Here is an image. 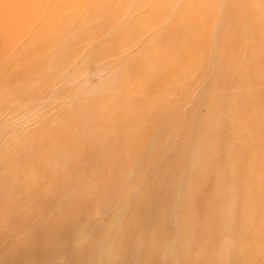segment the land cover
Instances as JSON below:
<instances>
[{"label":"rangeland","instance_id":"rangeland-1","mask_svg":"<svg viewBox=\"0 0 264 264\" xmlns=\"http://www.w3.org/2000/svg\"><path fill=\"white\" fill-rule=\"evenodd\" d=\"M203 1L195 70L150 99L149 117L94 146L88 128L59 160L52 158L59 148L75 146L74 136L61 134L75 129L73 122L66 128L63 113L83 100L91 102L89 112L109 113V97L125 87L109 80L114 71L179 12L191 19L198 1L169 0L139 33L121 30L146 18L157 0H122L103 9L92 30L73 20L76 6L67 11L63 40L66 24L34 39L44 9L37 21L13 22L14 11H3L0 264H259L256 247L243 261L235 251L252 247L239 236L242 212L245 225L249 211L264 206V96L249 98L244 128L232 103L256 90L237 70L253 69L255 50L264 46V0ZM258 219L250 224L256 231L264 227Z\"/></svg>","mask_w":264,"mask_h":264},{"label":"bare ground","instance_id":"bare-ground-1","mask_svg":"<svg viewBox=\"0 0 264 264\" xmlns=\"http://www.w3.org/2000/svg\"><path fill=\"white\" fill-rule=\"evenodd\" d=\"M168 1L169 0H157V2L153 4L152 9L150 10V13H148L146 18L140 20V22H138L137 20L130 21L128 27L121 31H131L130 33H139L145 27L147 22L158 21L159 16L155 14L159 13V15H161L163 4L167 3ZM196 1H198V7H196L197 9H193V12L195 13L192 14L191 19L187 18L188 15H185V13L179 12L176 17L167 22V25L165 27L160 29V32L157 33V35H154L151 40L146 41L142 45V48L139 52L126 59L123 64L114 71L112 79L109 80L113 82L115 86L117 85V88H119L121 85H124L125 87L122 90L120 87V89L115 91L113 96L109 97L110 102L108 106L111 109L109 113H104V108H101L100 112H89L91 102H88L86 100H83L77 106L72 107V109L66 110L64 113L62 112L64 115H62L61 120L65 123L66 128L67 125H70V122H73L75 129L73 127V130L70 131V128H67L68 132L61 131V134L66 136L65 140L74 136L70 138L69 141H73V145L75 146L72 148L68 146L65 148H59L60 150L55 152L54 156L52 157L54 160L62 159L65 157V155L68 156V154L70 155L73 151H75V149L80 145L79 139L75 138V136H81L82 138H84V134L87 133V131L89 132L88 128H90L91 133H87L86 136L88 137L90 146H94L104 142L107 137L114 138L115 136H117V134H119L118 132H121L125 128L130 127L135 123H138L141 118L149 117L152 111V106L150 104V102L152 101L150 99L153 96H157L158 94L162 95L165 91L169 90L170 87L174 85V82L181 76H184L189 72L195 70L197 65L195 61L197 52L195 53V49H199V46L195 47V43L200 39V37H202V33H200V30L202 29L201 27L205 25L206 21H204V19L199 20L197 15V13H199L198 10L200 9L201 2L203 0ZM228 1H231V3L236 1V3H238L237 0H225V2ZM111 2L113 3L110 4ZM194 2L195 0H193L192 6H194ZM119 3H122V0H53L47 3H44V0H0V20H2L0 24H2L5 20H8V18H6L3 13V11L6 12L7 9H12L11 12L14 11L13 15L17 17H19L20 14L25 15V13L21 12L20 10L27 11L24 18L18 19L17 17H15V20L13 22L23 19L37 21V12L40 9H44L46 11V17L44 18V20L40 19L39 21H37L38 28L34 32V39H40L44 37L52 27L66 24L62 34L58 39L63 40L65 37H67L66 34L70 33V25L68 24L70 18L69 14L67 13L69 9L78 6L79 11L78 13H76V16L73 20H79L84 24L90 23V30H92V20L97 17H101L103 14V9L111 6L110 8L112 9H109V11L113 10ZM240 6H242V8H240L238 14L240 15V24L244 32V1L240 2ZM262 6H259L261 10ZM254 8L255 6H253L252 4V8L247 9L248 16L253 12ZM229 13H232V15L234 16L237 15V12L235 10H231ZM261 15L262 14L260 13L257 16L258 20H256L254 14L256 23L259 22L260 18H262ZM253 23H250V25ZM3 31L4 27H0V37H2L1 34H3ZM25 48H27L28 50L35 49L32 43L27 44ZM255 53L256 54H254V56L257 57V59L255 60L256 66L253 69L249 68L248 71H244V69H242L243 67H241L240 71L237 70V72L243 77L245 76V80H248L247 83L249 82L253 86L256 85V87H254V89L256 88V90L251 93L252 96L249 95L250 97H248V100L244 99L243 96L242 98L239 97L236 102H231L233 111L232 114L236 116L237 122L243 128L244 117L247 112H249L253 108L249 106V98L250 100H259L262 96H264V46L263 48H259V50H255ZM260 59L262 60V63L260 62ZM259 63H261V68L259 67ZM234 73L236 72L234 71ZM127 84L128 86H126ZM118 95H122L123 97L121 102L117 99ZM229 96L231 95L229 94ZM98 116H102V118L104 119L103 125L99 126L97 124V122H99V118H97ZM249 127L250 125L247 127L246 124L245 129H243V134L245 131L249 135L253 132V128L251 129ZM111 158H114L113 153L106 159L108 161ZM257 190L259 191V189ZM258 193L260 192H257V194ZM245 195L251 196L252 191H248ZM242 197L244 199V196ZM263 210L264 206L261 205L259 206V209L250 210V215H247L245 217V225L244 211L242 210L243 216L242 214L240 216H242L241 220L243 224L242 228L239 230V236H241V239H244L246 243L250 242V244H248L252 247L246 252H244V250L242 249L236 250L235 257L237 260L243 261L251 259V253H254L253 248L256 247L255 249L257 250L256 252L258 253V255L256 258H252V260L253 262L259 261V264H264V246L263 249H259L260 247H262L259 245V243L261 237L264 236V227L256 231L250 226L251 222L255 218H259L258 220H260L261 224H264Z\"/></svg>","mask_w":264,"mask_h":264}]
</instances>
